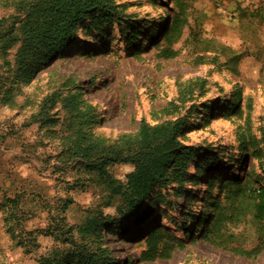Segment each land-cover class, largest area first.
I'll return each mask as SVG.
<instances>
[{
	"label": "rangeland",
	"instance_id": "obj_1",
	"mask_svg": "<svg viewBox=\"0 0 264 264\" xmlns=\"http://www.w3.org/2000/svg\"><path fill=\"white\" fill-rule=\"evenodd\" d=\"M23 1L0 0V19L23 16ZM85 22L44 64L23 62L21 43L0 50V264H78L63 258L68 238L110 248L113 264H264L253 211L264 188V0H113ZM144 121H184L178 139L196 152L123 213L70 147L83 135L128 148ZM107 171L124 183L131 166Z\"/></svg>",
	"mask_w": 264,
	"mask_h": 264
},
{
	"label": "trees",
	"instance_id": "obj_2",
	"mask_svg": "<svg viewBox=\"0 0 264 264\" xmlns=\"http://www.w3.org/2000/svg\"><path fill=\"white\" fill-rule=\"evenodd\" d=\"M20 6L23 16L0 19V50L7 51L21 43L23 47L20 55L23 62L39 59L44 64L67 48L74 40L77 30L86 26L85 21L89 16L98 11H109L113 0H25ZM173 54L174 52H170V56ZM234 97L238 102L234 104L231 112L236 113L240 107V94H235ZM184 123H165L152 127L144 121L136 144L128 148L99 140L91 141L86 136L78 135L70 147V157L89 170H98L103 179H108L105 182L111 196L120 197L128 208L123 213L136 211L156 190L168 186V181H171V167L182 176L186 164L193 159L196 151L186 147L178 139L184 130ZM116 163L130 164L131 171L127 174V182H118L107 171L108 166ZM255 192L257 202L253 204V211L264 219V188ZM9 202L13 209L18 207L17 199ZM101 216L105 221L113 219L111 216ZM145 219L141 221L140 228L145 226ZM99 220L101 219L96 217L88 226L91 233H96L93 227ZM66 241L75 247L74 250L64 253L63 258L66 260L79 259L78 264L114 263L110 248H91L85 244H75L71 238Z\"/></svg>",
	"mask_w": 264,
	"mask_h": 264
}]
</instances>
